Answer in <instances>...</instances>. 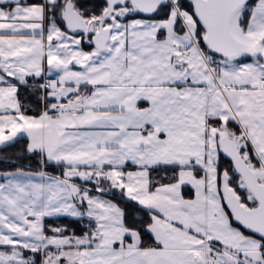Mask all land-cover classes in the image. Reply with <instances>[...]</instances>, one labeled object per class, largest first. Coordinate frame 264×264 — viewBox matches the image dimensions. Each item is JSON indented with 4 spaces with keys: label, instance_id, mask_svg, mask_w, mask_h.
Returning <instances> with one entry per match:
<instances>
[{
    "label": "snow or ice",
    "instance_id": "snow-or-ice-1",
    "mask_svg": "<svg viewBox=\"0 0 264 264\" xmlns=\"http://www.w3.org/2000/svg\"><path fill=\"white\" fill-rule=\"evenodd\" d=\"M0 264H264V0H0Z\"/></svg>",
    "mask_w": 264,
    "mask_h": 264
}]
</instances>
